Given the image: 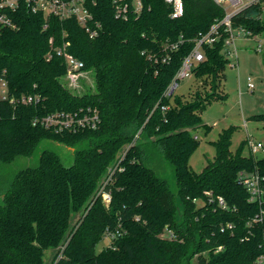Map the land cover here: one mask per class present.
Returning <instances> with one entry per match:
<instances>
[{
	"label": "trees",
	"instance_id": "1",
	"mask_svg": "<svg viewBox=\"0 0 264 264\" xmlns=\"http://www.w3.org/2000/svg\"><path fill=\"white\" fill-rule=\"evenodd\" d=\"M142 2L140 13L133 6L123 16L113 0H90L102 25L94 38L76 17L34 13L23 0L6 10L16 27H0V81L14 97H0V264H47L49 248L59 253L51 264H264V221L255 219L264 196L251 201L241 175L257 173L264 187V155L245 154L244 143L232 149V130L224 129L203 170L190 164L197 128L210 129L203 112L226 97L227 33L204 46L193 87L167 91L195 39L225 9L184 0L174 18L165 0ZM263 15L264 0L237 13L232 26L264 34ZM66 42L93 72L80 85L67 79L63 56L48 58ZM89 105L100 114L95 128L56 131L40 122ZM160 159L174 169L175 187L159 174ZM107 231L119 232L97 250Z\"/></svg>",
	"mask_w": 264,
	"mask_h": 264
},
{
	"label": "built area",
	"instance_id": "2",
	"mask_svg": "<svg viewBox=\"0 0 264 264\" xmlns=\"http://www.w3.org/2000/svg\"><path fill=\"white\" fill-rule=\"evenodd\" d=\"M22 0H0V27H16V23L8 16L6 10H16ZM30 11L45 12L46 14H54L60 18L76 17L80 25L89 33L91 38L96 37L99 34L102 25L99 21L94 19L93 13L90 10V0H23ZM116 4V10L119 15H126L130 12V9L134 6L136 13H140L143 8L142 0H113ZM172 6L171 16L174 18L180 17L185 12L184 0H165ZM218 5L223 6L225 9V16L214 23L207 32H201L195 39L196 44L191 52L184 58L180 69L175 75L174 80L168 87V92L172 89H176L181 79L191 77L193 68L201 61L205 59L204 46L213 45L220 41L225 33L224 50L227 57L231 54L232 49L235 46V40L237 37L251 36L250 30H246L243 27L234 28L232 26V18L242 11L245 7L262 2V0H214ZM70 42H66L64 46L57 47L54 51L48 53V58L51 59L53 54L63 56L67 64L66 77L72 85H76L78 80L90 71H85L84 61L78 58L74 53L67 49ZM260 48L262 45L260 44ZM248 85L254 89L256 87L252 77H248ZM0 97L3 99H13L8 92V83L5 80L0 81ZM21 100L26 103H33L39 101L37 97L32 95H24ZM41 124L52 127L56 131L73 130L76 131L82 128H95L100 122L99 111L91 105L87 107H80L75 111H58L52 114H48L40 120ZM249 145L252 153L258 149L264 150V142L261 140L253 142L248 137ZM244 177L248 190L250 191V200L258 201L262 203L264 196V187L260 176L257 173L248 174L242 171L241 174ZM210 197H213L212 192H208ZM195 201H199L198 198H194ZM217 203L221 207H226V200L223 196L217 197ZM256 220L264 221V211L261 210L255 217ZM231 227V224L227 225ZM225 226L222 227V230ZM119 232V231H117ZM117 232L107 231L106 236L109 239H113ZM168 237H173V233L167 227ZM259 262H264V254L258 257Z\"/></svg>",
	"mask_w": 264,
	"mask_h": 264
},
{
	"label": "rangeland",
	"instance_id": "3",
	"mask_svg": "<svg viewBox=\"0 0 264 264\" xmlns=\"http://www.w3.org/2000/svg\"><path fill=\"white\" fill-rule=\"evenodd\" d=\"M264 16V15H263ZM260 44L262 48H260ZM261 49V50H260ZM264 51V34L255 36L237 37L235 46L229 54V61L225 67V77L223 79L224 94L222 99H214L202 114L204 123L210 125L206 130L200 126L196 130L199 144L190 158V164L196 171H202L216 155L215 141L219 138L224 129L232 130V149L243 145L245 154H252L248 137L253 142L261 140L264 142V119L254 118L253 115L264 113V61L262 58ZM86 73L82 77L88 78ZM252 77L256 87L250 88L248 77ZM93 79V77H92ZM89 80V79H88ZM193 78L187 77L179 81L177 92H187L193 87ZM77 85H80L78 82ZM64 156V161L69 164L72 156L60 146H51ZM254 155H264L263 149H258ZM159 174L175 187V173L168 161L160 159L158 163ZM76 216V215H75ZM72 216V224L76 217ZM168 235L167 232L164 233ZM110 243V239L105 236L97 243V250H102ZM58 253L57 248H49L45 252L47 264H51Z\"/></svg>",
	"mask_w": 264,
	"mask_h": 264
},
{
	"label": "water",
	"instance_id": "4",
	"mask_svg": "<svg viewBox=\"0 0 264 264\" xmlns=\"http://www.w3.org/2000/svg\"><path fill=\"white\" fill-rule=\"evenodd\" d=\"M174 91V89H172V91L171 92H173Z\"/></svg>",
	"mask_w": 264,
	"mask_h": 264
},
{
	"label": "crops",
	"instance_id": "5",
	"mask_svg": "<svg viewBox=\"0 0 264 264\" xmlns=\"http://www.w3.org/2000/svg\"><path fill=\"white\" fill-rule=\"evenodd\" d=\"M197 137H198V135H197Z\"/></svg>",
	"mask_w": 264,
	"mask_h": 264
}]
</instances>
